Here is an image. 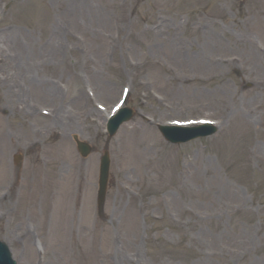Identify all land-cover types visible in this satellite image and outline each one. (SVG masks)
Returning a JSON list of instances; mask_svg holds the SVG:
<instances>
[{
  "label": "rangeland",
  "instance_id": "1",
  "mask_svg": "<svg viewBox=\"0 0 264 264\" xmlns=\"http://www.w3.org/2000/svg\"><path fill=\"white\" fill-rule=\"evenodd\" d=\"M0 240L17 264H264V0H0Z\"/></svg>",
  "mask_w": 264,
  "mask_h": 264
},
{
  "label": "water",
  "instance_id": "2",
  "mask_svg": "<svg viewBox=\"0 0 264 264\" xmlns=\"http://www.w3.org/2000/svg\"><path fill=\"white\" fill-rule=\"evenodd\" d=\"M122 120V116H117L114 125L110 127V132H114L116 130L117 125ZM162 133L164 134L165 138L168 139L171 142L176 141H185L187 139H190L192 137H195L197 135H202L205 133L202 132H190V134H183V132H186L187 130L182 129H175V128H161ZM173 131L178 132L179 134H174ZM78 149L81 151L82 154H86L89 149L88 146L85 144H82L78 142ZM107 154L102 158L101 165H100V194H104L105 185H106V177H107V170H108V161H107ZM0 264H14L10 260L9 253L6 249V247L0 243Z\"/></svg>",
  "mask_w": 264,
  "mask_h": 264
},
{
  "label": "bare ground",
  "instance_id": "3",
  "mask_svg": "<svg viewBox=\"0 0 264 264\" xmlns=\"http://www.w3.org/2000/svg\"><path fill=\"white\" fill-rule=\"evenodd\" d=\"M203 23H200L199 25H202ZM156 26H157V23H155L154 24V27L156 28ZM203 26H204V24H203ZM154 32H155V36H157V35H159L160 34V32H161V30L159 29V28H157L156 30L154 29ZM153 35V36H154ZM195 60H198L199 62H200V60H199V58L198 57H196L195 56ZM201 63V62H200ZM211 65V64H210ZM170 81L172 80V81H175L176 80V77H172V79H169ZM50 90H51V88H49V92H50ZM53 90V89H52ZM105 93H107V91H105ZM165 100V99H164ZM158 103H160L161 105H162V107H164V109H166V110H168V109H170L172 106H171V103H161V102H158ZM91 112V111H90ZM110 112H108L106 115H105V117H107L108 116V114H109ZM106 119V118H105ZM96 125H97V127H98V123H96ZM126 142H128L129 141V137L128 136H126V138L124 139ZM121 143V141L119 142V144ZM126 150H127V148H126Z\"/></svg>",
  "mask_w": 264,
  "mask_h": 264
}]
</instances>
